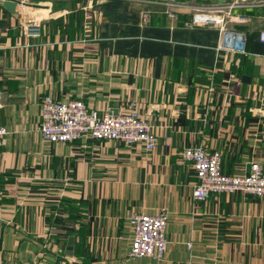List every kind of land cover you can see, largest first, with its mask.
Wrapping results in <instances>:
<instances>
[{
    "label": "crops",
    "instance_id": "0c3cea01",
    "mask_svg": "<svg viewBox=\"0 0 264 264\" xmlns=\"http://www.w3.org/2000/svg\"><path fill=\"white\" fill-rule=\"evenodd\" d=\"M95 1L40 0L21 15L0 6V126L9 131L0 150V264H264V197L194 201L196 172L182 155L221 153L231 176L255 162L264 170V5L228 24L245 35L230 49L218 26H187L188 15L173 20L150 1ZM29 24L38 30L31 37ZM50 95L100 116L134 104L154 124L157 147L43 142ZM162 209L166 260L128 258L129 216Z\"/></svg>",
    "mask_w": 264,
    "mask_h": 264
},
{
    "label": "built area",
    "instance_id": "2783aa9c",
    "mask_svg": "<svg viewBox=\"0 0 264 264\" xmlns=\"http://www.w3.org/2000/svg\"><path fill=\"white\" fill-rule=\"evenodd\" d=\"M18 3L21 7L26 8L24 2L18 1ZM261 5H264V2L252 3V7ZM167 15L173 20H179L180 17L179 14L170 11ZM148 18L149 15H144L143 20L148 22ZM234 20L240 23L247 22V18L243 16H237L231 22ZM229 23L225 18L215 19L200 13L196 14L193 20H187L185 25L191 27L218 26L225 37L224 45L235 49L245 44V35L233 32L228 27ZM37 32L38 30L32 24H29L25 29V33L29 37ZM261 40L264 42V32ZM130 106L131 110L127 113L100 116L97 111H90L80 100L59 102L51 95L46 96L41 104L39 132L43 142L49 144H68L92 138L99 142L121 141L127 146L138 145L151 154L158 144L155 126L140 116L136 105L131 104ZM8 134L9 131L0 126V150L6 144ZM182 155L185 161L192 163L196 172L197 179L192 185L194 201L206 202L212 195L239 193L264 197V170L259 162L251 164L250 173L231 176L222 171L223 154L221 153H209L202 148H187ZM168 219L169 212L166 209L160 210L155 215L132 213L128 221L133 227L134 235L128 258L132 260L149 258L153 261L164 262L169 248V241H167ZM5 264L37 263L8 262Z\"/></svg>",
    "mask_w": 264,
    "mask_h": 264
},
{
    "label": "rangeland",
    "instance_id": "374dc122",
    "mask_svg": "<svg viewBox=\"0 0 264 264\" xmlns=\"http://www.w3.org/2000/svg\"><path fill=\"white\" fill-rule=\"evenodd\" d=\"M16 2H24L26 9L30 6H36L40 0H14ZM101 1V0H96ZM151 3L158 4L163 7L168 14L169 11L179 14V16L188 15L191 20L196 14H204L207 17L220 19L225 18L230 22L237 17L241 16L243 11L252 8V3L260 4L264 0H149ZM45 2V1H41ZM21 7V6H20ZM23 8V7H22ZM145 15H148L145 14Z\"/></svg>",
    "mask_w": 264,
    "mask_h": 264
},
{
    "label": "water",
    "instance_id": "95a60500",
    "mask_svg": "<svg viewBox=\"0 0 264 264\" xmlns=\"http://www.w3.org/2000/svg\"><path fill=\"white\" fill-rule=\"evenodd\" d=\"M0 6L4 7L9 13L12 15H21L23 14V9L20 7L19 3L16 1H11V0H0ZM70 243V249L73 250L74 243H73V238L69 240Z\"/></svg>",
    "mask_w": 264,
    "mask_h": 264
}]
</instances>
